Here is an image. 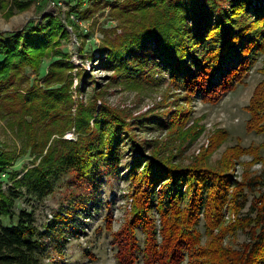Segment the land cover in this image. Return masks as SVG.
Segmentation results:
<instances>
[{"label":"trees","instance_id":"1","mask_svg":"<svg viewBox=\"0 0 264 264\" xmlns=\"http://www.w3.org/2000/svg\"><path fill=\"white\" fill-rule=\"evenodd\" d=\"M92 2L91 6H107L104 0ZM114 4L109 15L117 28L103 30L96 64L111 72L112 82L127 88L152 89L167 80L172 91L164 93L165 100L175 93L188 104L198 99L216 104L245 83L261 58L263 78L246 106L245 127L263 140L247 147L230 146L217 166L207 165L203 157L192 164L175 163L161 145L138 140L136 126L150 122L170 131L181 129L188 122L187 110L177 106L166 121L153 113L134 122L128 111L108 105L104 89L97 88L73 110V65L65 54H56L60 58L48 64L40 85L30 82L26 74L27 69L38 71L62 28L59 21L46 16L13 33L0 32V119L22 145L19 150L1 146L0 173L27 151L32 156L19 177L9 173L13 187L5 190L0 183V264H43L52 258L45 240L50 229L58 230L50 237L57 247L65 241L66 220L58 212L46 224L47 231H41L33 211L14 213L15 199L29 194L43 200L66 173L83 179L93 177L100 166L117 171L125 147L133 155L126 171L131 210L122 227L111 233L117 264H137L139 259L142 264L184 260L187 264H264V176L245 171L238 180L231 171V163L244 153L251 154L253 163L264 162V0H120ZM29 5V0H13L10 11ZM76 5L72 10L76 18L88 19L89 11L77 8L84 0ZM92 57L89 53L86 58ZM70 130L74 140L63 138ZM227 135V129H219L212 146ZM249 194L252 199L242 213ZM226 213L233 219H225ZM15 216V223L2 224V217L13 221ZM111 222L109 213L107 230ZM238 231L248 239L235 243Z\"/></svg>","mask_w":264,"mask_h":264},{"label":"rangeland","instance_id":"2","mask_svg":"<svg viewBox=\"0 0 264 264\" xmlns=\"http://www.w3.org/2000/svg\"><path fill=\"white\" fill-rule=\"evenodd\" d=\"M29 1L30 5L24 10L12 8L11 12L13 0H0V32L13 33L32 23L42 22L46 16L59 21L62 28L53 37L51 47L42 58L38 71L27 69L26 74L30 82L40 85V78L46 73L48 64L60 58L56 54L60 52L65 54V59L73 65L71 74L73 110L77 103H85L94 88L104 89V101L112 107L128 111L131 114V121L135 120L134 122H139L142 115L151 116L153 113L166 121L168 115L180 106L188 112V122L183 128L170 131L160 127L158 123L141 122L147 126H136L135 134L138 140L161 145L164 155H173V161L181 165L192 164L203 157L207 165L217 166L230 146L239 143L247 147L251 143L263 140L261 134L248 132L245 127L249 118L246 106L255 86L263 78L260 71L261 58L253 65L245 83L226 93L216 104L200 99L188 104L184 102L182 94L175 93H170L165 100L164 93L172 91L167 80L156 88L131 89L118 81L112 82L114 79H111V72L103 70L96 64L99 57L96 50L103 39V30L117 28V21L109 15V10L120 0H104L107 6L98 4L91 6L94 0H84L82 8L77 7L89 11L87 13L89 18L84 20L77 19L72 12L77 6V0ZM71 19L74 21L73 25L70 23ZM89 53L93 55L90 60L86 58ZM84 74L87 76L85 79ZM99 104L100 100L97 102V105ZM219 129H227L228 135L225 140L212 146L211 140L215 139ZM75 137L73 130L67 131L63 136L69 140H74ZM1 146L6 150L13 146L17 150L22 148L20 138L16 137L7 123L0 119V149ZM123 151L124 156L117 171L104 170L100 166L93 177L83 179L66 173L56 181L54 192L43 200L37 201L29 194H22L14 200V213L17 214L21 209L33 211L34 223L41 231L48 229L46 227L48 213H55L72 205L71 209L68 208V217L61 219L66 220L67 226L66 231L62 233L65 241L60 240L62 246L57 247L56 239L54 242L50 240L51 235L58 234V230L50 229L45 235V240L50 244L52 258L45 260L43 264H117L116 246L113 244L111 233L122 227L131 210V190L126 181V171L133 155L127 147ZM31 159L32 156L27 151L25 155L16 159L12 167L0 173L3 189L7 190L14 186L13 179L8 178L9 173L14 172L19 177L24 169L30 166ZM232 165L231 171L238 180L242 179L245 171L251 174L261 173L264 176V162L253 163L251 154H241L231 163ZM21 190L24 191V188ZM251 199L252 194H249L242 213L247 211ZM109 213L112 214V222L111 229L107 230L105 223ZM16 218L15 216L13 221H10L9 218L2 217V224L15 223ZM225 219L232 220V215L226 213ZM200 222L199 227L203 230L202 221ZM58 227L56 226L57 229ZM137 236L141 242L140 230H137ZM247 239L246 233L238 231L235 234V243ZM137 264H142V260L139 259ZM182 264H187V260Z\"/></svg>","mask_w":264,"mask_h":264},{"label":"built area","instance_id":"3","mask_svg":"<svg viewBox=\"0 0 264 264\" xmlns=\"http://www.w3.org/2000/svg\"><path fill=\"white\" fill-rule=\"evenodd\" d=\"M68 208H71V205H68V207H64V208H61L59 209L58 213L59 215L62 217V218H67L69 213H68ZM53 218H55V214L54 213H48V218H47V223H49L50 220H52ZM232 219H233V215H232Z\"/></svg>","mask_w":264,"mask_h":264}]
</instances>
